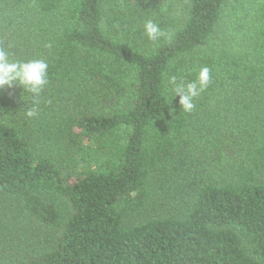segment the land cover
Returning a JSON list of instances; mask_svg holds the SVG:
<instances>
[{"label":"trees","instance_id":"obj_1","mask_svg":"<svg viewBox=\"0 0 264 264\" xmlns=\"http://www.w3.org/2000/svg\"><path fill=\"white\" fill-rule=\"evenodd\" d=\"M184 2L0 0V48L49 65L0 88V264H264V0Z\"/></svg>","mask_w":264,"mask_h":264},{"label":"clouds","instance_id":"obj_2","mask_svg":"<svg viewBox=\"0 0 264 264\" xmlns=\"http://www.w3.org/2000/svg\"><path fill=\"white\" fill-rule=\"evenodd\" d=\"M144 35L150 41H158L165 33L152 19L145 20L143 24ZM48 62L43 59L28 61H15L9 58L8 52L0 48V88L18 85L27 92L39 96L48 83ZM210 68L203 66L199 68L195 78L188 83L178 81L176 76L169 79L171 91L179 96V104L184 112H191L194 107L195 98L206 90L211 82ZM29 117L37 115L35 109L27 112Z\"/></svg>","mask_w":264,"mask_h":264},{"label":"rangeland","instance_id":"obj_3","mask_svg":"<svg viewBox=\"0 0 264 264\" xmlns=\"http://www.w3.org/2000/svg\"><path fill=\"white\" fill-rule=\"evenodd\" d=\"M184 1L185 0H171V2H172V11H173L172 13L173 14H175V15H182V9H183L184 4H185ZM250 1L251 0H246V2L244 3V7L245 8L248 6V4H249ZM19 20H20V18H18V20H16V22H15L18 27L21 26V23H20ZM18 21H19V23H18ZM17 26L15 28H17ZM225 26H228L229 27V22L226 23ZM227 31H229V30H227ZM84 163H85V161L80 162L79 164L83 165ZM92 164H94V162H92ZM12 206H13V204H12V198H8L7 196H1L0 195V214H1V212L3 213L5 211L7 213H11L14 210V207H12ZM15 211H16V209L14 210V213H15ZM5 220L8 221V222H10L11 224H13L15 222V220L13 219V216H11V217H9V216L8 217H5ZM11 224H5L2 221L1 217H0V240H2V238H4L3 240H5V237H8L9 236L8 229L11 230L12 227H13ZM21 225H22L23 228H25V226H26V224H22V223H21ZM21 231H23V229ZM15 235H16L15 233H12L11 232V236L10 237H12V239H16V236Z\"/></svg>","mask_w":264,"mask_h":264}]
</instances>
